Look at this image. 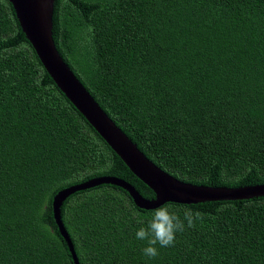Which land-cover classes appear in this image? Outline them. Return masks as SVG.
<instances>
[{"label":"trees","instance_id":"1","mask_svg":"<svg viewBox=\"0 0 264 264\" xmlns=\"http://www.w3.org/2000/svg\"><path fill=\"white\" fill-rule=\"evenodd\" d=\"M52 20L64 62L156 166L192 184H264V0H55ZM99 176L154 197L0 0V264H74L52 200ZM166 203L204 220L154 259L135 238L152 209L117 185L71 194L61 217L80 264H264V196Z\"/></svg>","mask_w":264,"mask_h":264},{"label":"water","instance_id":"2","mask_svg":"<svg viewBox=\"0 0 264 264\" xmlns=\"http://www.w3.org/2000/svg\"><path fill=\"white\" fill-rule=\"evenodd\" d=\"M27 40L41 64L76 110L104 139L131 173L154 193L148 199L126 180L99 176L59 190L52 200V212L60 236L66 242L74 264H80L73 242L61 217L63 201L71 194L103 183L127 190L136 207L154 209L166 202L183 204L207 201H234L264 196V184L240 187L200 185L178 180L152 162L106 114L58 52L52 37L55 0H9Z\"/></svg>","mask_w":264,"mask_h":264},{"label":"clouds","instance_id":"3","mask_svg":"<svg viewBox=\"0 0 264 264\" xmlns=\"http://www.w3.org/2000/svg\"><path fill=\"white\" fill-rule=\"evenodd\" d=\"M203 220L204 213L190 206L177 210L167 203L161 204L151 210L146 220H137L140 227L135 231V238L144 242L142 254L154 259L159 256L160 249L175 245L178 233L194 228L197 221Z\"/></svg>","mask_w":264,"mask_h":264}]
</instances>
